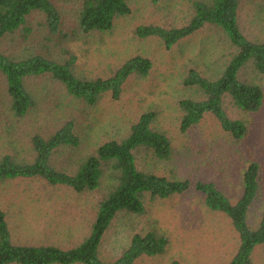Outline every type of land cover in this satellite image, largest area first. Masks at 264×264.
<instances>
[{"label": "rangeland", "instance_id": "rangeland-1", "mask_svg": "<svg viewBox=\"0 0 264 264\" xmlns=\"http://www.w3.org/2000/svg\"><path fill=\"white\" fill-rule=\"evenodd\" d=\"M61 13L63 38H46L43 17L33 13L26 32L4 38L2 48L16 52L67 49L75 56L76 71L85 77H105L125 59L140 55L151 61L145 77H129L119 99L103 95L94 107L72 102L62 87L45 77L29 78L35 105L24 117L12 114L3 78L0 77V154L30 155V137L52 131L72 119L80 133V153L122 135L147 110L156 113L153 126L165 132L171 143L168 159H147L150 169L169 178L188 179L191 187L179 195L147 200V212L139 217L117 219L100 247L104 260H113L126 247L129 230L155 225L169 238L159 256H143L133 264H224L237 247V235L228 219L208 211L196 181H210L232 202L241 195V172L250 160L260 166L259 194L250 212L254 224L264 202V97L256 112H243L227 102L233 118L243 120L247 132L234 140L211 115H206L187 132L181 133L179 100L188 92L182 84L189 68L213 72L229 57L222 34L207 26L166 49L155 37L139 38V25L181 26L192 16L193 0H130V13L117 18L106 32L83 34L75 30L79 0H51ZM238 19L244 34L264 40V0H240ZM263 89L264 75L256 76ZM102 190L76 193L66 186H51L38 178L13 179L0 183V209L6 213L16 243L57 244L71 247L88 232ZM254 264H264V245L256 248Z\"/></svg>", "mask_w": 264, "mask_h": 264}, {"label": "trees", "instance_id": "trees-1", "mask_svg": "<svg viewBox=\"0 0 264 264\" xmlns=\"http://www.w3.org/2000/svg\"><path fill=\"white\" fill-rule=\"evenodd\" d=\"M129 1L79 0L75 30L83 34L109 31L117 18L130 13ZM239 6L240 0H193L192 16L185 24L139 25L134 30L141 39H159L166 49L207 26L228 43L229 57L213 72L198 68L186 71L182 84L188 94L178 102L181 133L211 115L224 132L240 140L247 126L229 115L227 102L243 112H256L263 103V89L256 76L264 75V40H252L244 34ZM33 13L42 15L47 39L57 41L66 35L62 34L60 10L51 0H0V77L13 115L24 117L35 105L29 78H49L72 102L94 107L106 94L119 99L129 77L149 74L151 61L140 55L125 59L105 77L88 78L76 71L75 56L67 49L21 53L3 49L4 38L28 30L25 24ZM155 116L152 109L143 112L122 135L99 143L84 155L80 153L81 135L72 119L52 131L33 134L30 155L0 154V183L38 178L76 193L102 190L87 234L71 247L14 242L6 213L0 209V264H133L143 256L162 255L169 238L153 224L132 227L126 247L115 259L100 256L104 236L117 219L142 216L147 212V200L179 195L192 186L188 179L169 178L144 165L147 159H168L172 152L169 137L152 125ZM259 173L257 161L246 163L241 172V195L234 202L213 182L194 183L205 208L228 219L237 235V247L224 264H254L256 248L264 245V202L258 220L251 224L249 219L259 194ZM169 264L184 263L173 259Z\"/></svg>", "mask_w": 264, "mask_h": 264}]
</instances>
